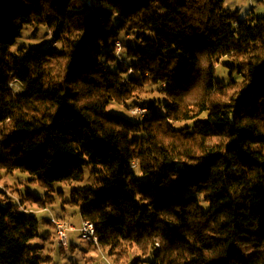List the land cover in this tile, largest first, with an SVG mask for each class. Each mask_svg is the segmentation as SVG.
Masks as SVG:
<instances>
[{"label":"trees","instance_id":"1","mask_svg":"<svg viewBox=\"0 0 264 264\" xmlns=\"http://www.w3.org/2000/svg\"><path fill=\"white\" fill-rule=\"evenodd\" d=\"M223 1L0 0V169L45 188L98 174L67 201L115 261L135 249L132 264H264V14ZM29 25L59 47L12 51ZM151 84L162 111H106ZM19 205L0 203V264H42L39 221Z\"/></svg>","mask_w":264,"mask_h":264},{"label":"rangeland","instance_id":"2","mask_svg":"<svg viewBox=\"0 0 264 264\" xmlns=\"http://www.w3.org/2000/svg\"><path fill=\"white\" fill-rule=\"evenodd\" d=\"M223 6L232 11H236L239 17H244L248 12L257 15L264 14V0H224ZM120 42V40H118ZM52 44V47H59L54 43L50 30L45 25H29L23 28L21 34L16 38L12 51H16L20 47L30 48L38 47L45 48ZM114 54L119 60H125L122 56V47L115 43ZM127 60H125L126 64ZM229 62L227 57L221 59L216 66L215 78L222 82H227L230 78L229 71L224 65ZM115 68V66H110ZM14 88H18L13 85ZM161 86L151 84L146 87L143 93L132 94L122 102L123 104L109 103L106 111L109 113L128 117L131 120L142 119L144 116L133 114L132 109L136 106H142L150 100H154L156 110L162 111L163 105L167 99L164 93L160 92ZM149 113V111H148ZM205 117V113L201 115ZM194 123L193 119L179 121L174 123L176 128L191 126ZM1 152V148H0ZM206 154L205 152L203 155ZM99 178L98 174L91 173V169H84V179L82 181L73 182H55L49 188H45L36 181L30 179L27 172L16 170L12 173H6L4 169H0V203H20V209L33 211L39 221L38 235L29 241L30 246L42 247V250L49 259L42 264H132L133 260L138 255L137 250L133 249L127 258L121 261H115L109 257L100 246L96 247L91 243L80 238L81 216L79 215V206L74 205L67 200L71 196L72 189L85 188L93 184ZM27 193L37 197H44L46 193L54 196V201L48 207L41 209L36 205L31 204L26 199ZM20 200H23L22 202ZM202 205L206 207V203L202 201ZM62 219L74 225L75 231L68 233V249L63 250L55 240V230L51 222V218ZM251 249L247 253L250 257L254 253ZM140 256V255H139ZM141 264H148V257H141Z\"/></svg>","mask_w":264,"mask_h":264},{"label":"built area","instance_id":"3","mask_svg":"<svg viewBox=\"0 0 264 264\" xmlns=\"http://www.w3.org/2000/svg\"><path fill=\"white\" fill-rule=\"evenodd\" d=\"M131 112L133 114H139L144 117L148 115V110L144 106H136L134 107V109L131 110ZM135 165L136 164L133 163V166ZM51 222L55 230L56 244L61 249L67 250L68 249V233L70 231L73 232L76 230L74 225L62 219H57L54 217L51 218ZM79 231H80V238H82L84 241L88 243L93 244L96 247H99L98 237L95 234L94 225L91 221L82 219Z\"/></svg>","mask_w":264,"mask_h":264},{"label":"bare ground","instance_id":"4","mask_svg":"<svg viewBox=\"0 0 264 264\" xmlns=\"http://www.w3.org/2000/svg\"><path fill=\"white\" fill-rule=\"evenodd\" d=\"M116 44H117V45H119V42H118V41H116Z\"/></svg>","mask_w":264,"mask_h":264}]
</instances>
